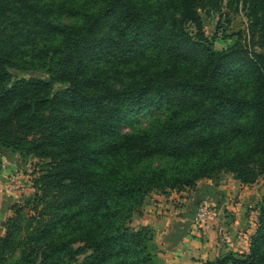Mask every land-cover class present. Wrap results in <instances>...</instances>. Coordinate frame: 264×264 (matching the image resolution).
Returning a JSON list of instances; mask_svg holds the SVG:
<instances>
[{"label": "trees", "instance_id": "obj_1", "mask_svg": "<svg viewBox=\"0 0 264 264\" xmlns=\"http://www.w3.org/2000/svg\"><path fill=\"white\" fill-rule=\"evenodd\" d=\"M224 2L248 21L218 48L203 12ZM0 145L41 158L0 264H155L132 224L151 192L264 175V0H0ZM255 208L249 248L204 264H264Z\"/></svg>", "mask_w": 264, "mask_h": 264}, {"label": "crops", "instance_id": "obj_2", "mask_svg": "<svg viewBox=\"0 0 264 264\" xmlns=\"http://www.w3.org/2000/svg\"><path fill=\"white\" fill-rule=\"evenodd\" d=\"M16 154L21 156L6 149L4 158L10 162L17 159ZM226 174L235 187L203 178L195 188L150 193L132 223L152 227L158 246L155 264H204L226 250L249 248L257 224V214L256 220L253 219L257 208L254 206L252 213L246 208L249 184L242 183L231 173ZM236 195L238 197L233 198ZM202 203L210 206L201 207ZM199 206L205 209L202 216ZM227 212L231 216L225 217ZM207 213V224L198 226V218L203 219Z\"/></svg>", "mask_w": 264, "mask_h": 264}, {"label": "rangeland", "instance_id": "obj_3", "mask_svg": "<svg viewBox=\"0 0 264 264\" xmlns=\"http://www.w3.org/2000/svg\"><path fill=\"white\" fill-rule=\"evenodd\" d=\"M225 2L223 3V7L215 11L213 15H209L203 12L205 30L210 36H215L214 43L218 48L226 47L229 43L232 42L231 38H226L224 36L226 33H233L245 28L248 21L242 9L236 10L235 8H233L234 6L229 7ZM66 19L68 18L66 17ZM13 71L19 75H29V73L22 72L16 69ZM33 72L40 76H49L48 73L44 70H36ZM63 85L64 84L61 82H55V88L62 87ZM149 120V115L138 113L137 115H134L130 123L124 124L122 128L128 130L131 129L132 126L146 125L147 123H149ZM5 150L6 148L0 145V236L5 234V222L7 218L13 214L12 205L15 202L21 204L26 203L34 197L37 190L33 186V177L35 175L34 169L39 167L41 161V158L33 155L19 156L18 154H16L17 159L15 160L18 161H15L13 159V161L8 162L7 159L4 158ZM211 180L216 182V180L212 178ZM218 180H220L219 184H229V186L235 187V185L232 183V179H230V177L226 173H223ZM237 186H240V184ZM246 196L248 197V205L246 206L247 211L250 210L249 213H252V209H254V206L260 204L264 200V175L254 183L249 184ZM237 197L238 195L234 196L233 198ZM30 205L28 206L30 207ZM200 206L209 207L210 205L202 203ZM200 206L198 209L199 211L201 210ZM26 210L30 209L27 207ZM254 210L255 214H253V219L256 220L255 216L257 214L258 217V209ZM31 213H35V211L32 209ZM208 214L209 213L205 214L203 219L198 218V226L207 224ZM227 216H231V213L227 212L225 217ZM132 224L134 225V222Z\"/></svg>", "mask_w": 264, "mask_h": 264}, {"label": "built area", "instance_id": "obj_4", "mask_svg": "<svg viewBox=\"0 0 264 264\" xmlns=\"http://www.w3.org/2000/svg\"><path fill=\"white\" fill-rule=\"evenodd\" d=\"M200 216H202L203 214H204V212H205V209L204 208H201V210H200Z\"/></svg>", "mask_w": 264, "mask_h": 264}]
</instances>
